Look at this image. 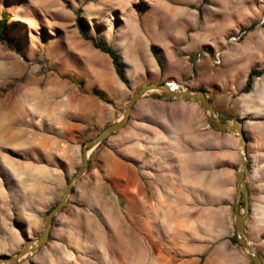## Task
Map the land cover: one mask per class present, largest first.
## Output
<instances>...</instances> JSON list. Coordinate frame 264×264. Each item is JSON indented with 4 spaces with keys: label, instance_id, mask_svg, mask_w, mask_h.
<instances>
[{
    "label": "rangeland",
    "instance_id": "rangeland-1",
    "mask_svg": "<svg viewBox=\"0 0 264 264\" xmlns=\"http://www.w3.org/2000/svg\"><path fill=\"white\" fill-rule=\"evenodd\" d=\"M113 1L0 0V18L5 12L11 26L0 40V256L41 236L46 215L83 164V143L121 118L141 86L131 76L124 90L108 93L112 103L92 91V64L110 57L81 36L76 21L80 15L100 40L119 20L107 10ZM195 7L186 38L209 36L212 43L194 48L195 56L207 53L178 84L193 88L201 69L207 96L224 104L219 93L239 92L243 71L264 66V0H198ZM213 130L199 102L148 92L125 127L89 153V167L54 216L46 244L7 264L233 259L240 158L235 141L231 175L223 165L231 140ZM179 145L187 150L180 163Z\"/></svg>",
    "mask_w": 264,
    "mask_h": 264
},
{
    "label": "crops",
    "instance_id": "crops-1",
    "mask_svg": "<svg viewBox=\"0 0 264 264\" xmlns=\"http://www.w3.org/2000/svg\"><path fill=\"white\" fill-rule=\"evenodd\" d=\"M139 1L144 4L128 3L126 0H115L112 6V2L106 4L108 5L107 10L115 15V20L116 18L119 20L113 24L109 23L108 30L103 35L99 34V39L120 53L128 79V83L118 79V75L114 74L115 69L111 58L102 54L104 63L97 61L92 64V83H95L94 85L107 94H112L116 89L124 90L126 85L131 82V76H137L141 86L150 82H169L180 88L181 84H178L180 76L192 73L190 64L196 66V63L202 61V59L198 61L196 56L192 58L194 48L212 43L209 36L207 39L192 37L189 41L186 38L187 17L192 25L195 5L198 0ZM118 2H122L119 4L121 8L116 9V6H119ZM141 6H143V10H141ZM152 45L155 46L163 68L151 50ZM90 53L97 55L100 52L92 51ZM191 59L193 60L191 61ZM195 71L194 87H189V91L208 90L207 86L202 83V70L196 68ZM248 72V70L243 71L239 92L228 88L229 91L225 95L222 96L219 93V99H224V104H221L220 101L211 102L222 119L228 112L234 113L236 118L241 119L247 135L246 167L251 174L244 172V179L249 189L251 205L245 220V231L251 246L259 253L264 264V74L255 78L251 91L242 92L241 89L245 84ZM224 82L230 84L231 80L227 79ZM235 117L223 120L238 121ZM53 129L54 131L57 129L56 124ZM49 130H52V126L49 127ZM213 131H215V135L226 136L231 140V145L226 149L223 165L227 171L231 172V175H234V142L236 141V153L240 158V137L236 132L217 129ZM186 151L184 146H178L179 163L185 160ZM45 171H48L47 168ZM43 200L51 201L49 197H43ZM173 209L172 207V211H174ZM35 214L34 217H38V213ZM231 244L235 257L227 258L223 261L224 264H253L248 253L240 244L232 242ZM199 263L200 261L194 260L190 264Z\"/></svg>",
    "mask_w": 264,
    "mask_h": 264
},
{
    "label": "water",
    "instance_id": "water-1",
    "mask_svg": "<svg viewBox=\"0 0 264 264\" xmlns=\"http://www.w3.org/2000/svg\"><path fill=\"white\" fill-rule=\"evenodd\" d=\"M157 91L168 98H176L185 101H197L200 105L209 113L210 123L213 128L219 131H231L236 132L240 137V164L236 171V188L237 196L235 200V231L236 238L240 246L248 253L249 257L253 261V264H263V260L259 253L251 246L245 231V220L250 212V193L244 179V170L246 167L247 157V135L244 130L243 123L241 121H224L213 106L210 98L207 96L203 89H197L195 91H189L180 89L178 87H172L169 82H150L141 86L137 92L130 97L128 104L123 112V115L118 120L108 124L104 127L95 137L86 140L82 145L83 164L79 171L73 175L71 180L67 184L66 192L61 200L56 204L44 219L43 232L38 238L27 240L26 245L22 249L14 254H4L0 256V264L13 263L21 259L22 257L33 253L40 249L50 239L51 227L54 216L63 208L69 195L73 190L74 184L80 179V177L87 171L89 167V153L94 150L102 141L107 139L114 132L125 127L130 119L131 112L136 102L146 95L148 92ZM244 202L243 210L241 211V201Z\"/></svg>",
    "mask_w": 264,
    "mask_h": 264
},
{
    "label": "trees",
    "instance_id": "trees-1",
    "mask_svg": "<svg viewBox=\"0 0 264 264\" xmlns=\"http://www.w3.org/2000/svg\"><path fill=\"white\" fill-rule=\"evenodd\" d=\"M76 23H77L78 30H79L81 36L84 39L89 40L95 48H97L100 51L108 54L109 57L111 58L113 67H114L115 72L118 75L119 79H121L124 83H128V79L126 77L125 65L122 61V57H121L120 53L115 48H113L111 45H108L107 43H105L103 40H98L97 38L92 36L86 28L85 20L80 15L77 17ZM10 32H11V26L8 22V18L5 16V12H3L2 17L0 18V40L4 41ZM151 50L154 53V55L156 56L161 68H163L162 61H161L154 45L151 46ZM194 57H195V55L192 56V58H194ZM263 74H264V66L262 68H251L248 72V76L246 78L245 84L242 87L241 91L242 92L251 91V89L253 88L255 78L259 77ZM92 91L100 99L104 100L105 102L112 103V99L109 98L108 94L104 90L98 88L97 86H93ZM204 91L206 92V90H204ZM153 95H155V94H153ZM156 95L159 96V94H156ZM233 117H235V114L232 112H228L223 119H230ZM236 120L241 121V119H239V118H236ZM105 141H106V139L104 141H102V143H104ZM90 162H91V160H90ZM231 242L234 244H239L236 236L231 238ZM31 264H36V263L32 262Z\"/></svg>",
    "mask_w": 264,
    "mask_h": 264
},
{
    "label": "built area",
    "instance_id": "built-area-1",
    "mask_svg": "<svg viewBox=\"0 0 264 264\" xmlns=\"http://www.w3.org/2000/svg\"><path fill=\"white\" fill-rule=\"evenodd\" d=\"M207 52L205 50H200L199 52H197L196 54V59L199 61L202 59V57L206 54ZM221 60H220V57H216L215 58V63H220Z\"/></svg>",
    "mask_w": 264,
    "mask_h": 264
},
{
    "label": "bare ground",
    "instance_id": "bare-ground-1",
    "mask_svg": "<svg viewBox=\"0 0 264 264\" xmlns=\"http://www.w3.org/2000/svg\"><path fill=\"white\" fill-rule=\"evenodd\" d=\"M169 84H170V83H169ZM170 85H171L172 87H174V88L177 87V86H174V85H172V84H170Z\"/></svg>",
    "mask_w": 264,
    "mask_h": 264
}]
</instances>
